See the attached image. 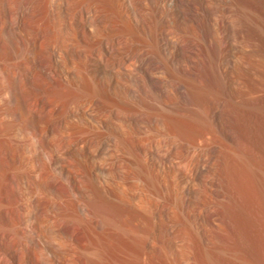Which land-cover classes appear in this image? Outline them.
<instances>
[{
  "label": "rangeland",
  "instance_id": "1",
  "mask_svg": "<svg viewBox=\"0 0 264 264\" xmlns=\"http://www.w3.org/2000/svg\"><path fill=\"white\" fill-rule=\"evenodd\" d=\"M189 2L193 10L199 12V16L198 13L194 16L197 17L195 21L200 23L194 24L199 25L197 29L193 27L195 36L201 34H198L201 26L206 25L207 29L214 27L208 33L213 35L207 34L208 46H223L226 40L219 30L220 24L221 20L230 17L222 9L223 0ZM166 11L161 0H0V243L12 247L20 257L25 255L27 236L31 233L34 237L32 254L33 257L37 256L34 260L42 259L39 257L42 245L50 258L48 264H56L53 261L54 253L67 250L68 243L67 240L62 241L64 244L58 240L53 223L62 222L61 235L67 239L68 232L72 231L78 218L76 211L72 210L73 199L69 197L72 178L78 177L83 188L94 193L96 188L92 177L95 162L105 154L108 158L114 144L125 145L123 147L131 159L128 168H135L137 172V176L133 175L127 186L135 188L144 184L151 205L138 212L129 201L128 193L122 191V197L112 196V188L107 190L110 204L124 221H134L139 229L150 232L152 245L157 243V228L164 221V218L162 220L155 216L153 211L161 210L166 205L173 206L174 196H179L184 186H189L185 195H188L190 204L195 203L194 200L202 204L200 215L213 241L233 244L237 230L243 225L250 234L254 231L252 221L246 219L245 222L234 211L223 209L212 200L207 185L212 176L211 170L199 175L195 173L206 143L199 135L209 126L214 132V142L222 144L225 152L228 150L226 155H230L228 159L233 160L229 163H236L231 159L226 139L213 128L211 121L200 120L201 123L199 119L187 116L163 115L154 106L147 107L155 99L164 98L160 95L166 97L173 82L168 76V81L164 78L160 82L163 83V91L150 95L152 97L144 93H138L139 96L131 94L130 88H137L140 92V85L148 82L145 71L136 64L137 54L142 50L155 51L169 72L184 71L182 69L186 60L175 43L169 40L171 45L167 52L163 51L161 44L164 38L182 43V39L192 32L185 27L197 21L182 19L174 13L175 9L169 11L168 17ZM141 12L147 13L149 17L144 15L145 29H139V23L136 22L141 18ZM162 15L166 16L163 19L167 18V21L163 22ZM158 26L164 28V33ZM170 50L178 58L174 64L169 56ZM178 73L181 75V72ZM112 85H116V91ZM157 116L162 117L160 119ZM101 118L106 121V126L98 127ZM163 125L179 134H167L163 131ZM241 127H245V132L252 129L256 133L258 145L264 146L260 138L264 134V125L253 122ZM91 138H95L96 143L89 146ZM199 141L204 143L199 146ZM104 143L106 150L102 149V153L99 151L94 156L91 150H100ZM170 151L174 154L170 155ZM107 158L106 163L111 162ZM240 163L243 162L240 160ZM179 170L182 171L180 175ZM236 177L248 198L257 201L259 196L253 181L250 178L248 180L243 170L236 173ZM190 211L194 212L192 206ZM193 212L187 213L191 217H183L182 227L179 226L171 235L175 242L172 257L163 251L166 249L163 247L159 261L180 264V261L188 259V264H206L197 229L193 228V223L190 225V221L194 220L192 218H196L195 212L192 216ZM82 225L77 233L81 242L86 238V225ZM143 236L148 237V234ZM152 245L149 249H152ZM85 259V264L105 262L98 257Z\"/></svg>",
  "mask_w": 264,
  "mask_h": 264
},
{
  "label": "bare ground",
  "instance_id": "2",
  "mask_svg": "<svg viewBox=\"0 0 264 264\" xmlns=\"http://www.w3.org/2000/svg\"><path fill=\"white\" fill-rule=\"evenodd\" d=\"M223 2V11H227L230 16L221 20L222 26L220 24L221 28L219 30L221 31L223 38L226 40V42L224 41L225 44L223 46L218 48H210L208 46V35H211L208 33H210L209 29L212 27L207 29L205 27L206 25L201 26L200 32L198 31V34L201 33V36H195L193 30L195 28L197 29V26L199 25L196 26L194 24H198L199 21L196 20L197 23L192 22V26L184 24L187 26L185 29H188L189 32L192 31V34L190 33L191 35H186V37L183 36L184 38L182 37V43L178 40V42H175V40L173 41L172 39L164 38V42L161 44L163 51L167 52L169 51L171 42L175 43V47L185 58L184 60H186V63L184 64V69H182L184 71H178L181 72V75L177 71L174 73L173 70L172 73L170 69L169 72L162 63L163 61L160 60L156 53H154L155 51L152 52L150 50H142V52L137 54L138 59L135 61L137 62V66L145 71L144 74L148 78V82L147 84L143 83L140 85V92H138L139 89L137 90V88L130 89L132 90L131 94L136 96L138 93H144L146 96L155 95L156 92L159 93L163 91V83L161 84L160 82L168 76L169 78H172L173 82L171 83L172 87H170L168 91L166 90L168 93L166 97L165 95L158 94L162 97L164 96V98L161 97L162 99H155V102L152 103L148 102L151 105H148L147 107L149 108L150 106H154L156 110L161 112L163 115H182L190 117L194 120L199 119L198 121H211L214 126L212 127L215 128L216 131L218 130L221 136H224L223 139H226V142L228 143L226 146H228L227 149L230 150L231 159L233 158L236 163H240L241 160V162H243L240 163L242 164V168L239 167V163L238 166H236V163H229L233 160H229L230 158L228 159V157H230V155H226L228 150L226 149L227 151L225 152L224 148L222 149L221 147L222 144L214 142V132H212L213 130L210 128L211 126L208 125L209 128L205 131H201L199 135L200 139L203 137L206 143L205 146L203 145L204 148L202 154L200 153L201 160L195 169V173L196 175H199L207 170H211L212 176H210L207 185L209 194L212 196V200L219 203L223 209H230L234 211L240 219H243L244 221L246 219L252 221L255 225L254 231L250 234L248 229L243 225L237 230L233 244L213 241L207 234L200 215L202 204L200 205L198 201L196 202V200H194L195 203L193 202L191 205L188 195H185V192L189 190V186H184V188L181 189L183 191H180L182 193L176 198L174 196V201L172 202L173 206L166 205L163 206L161 210L153 211L155 216H159L162 220L164 218V221L159 228H157L156 246L155 243L152 245L150 232H145L144 230L139 229L134 221H124L118 213L114 212L110 204L107 190L112 188V196L122 197V191L128 193L129 201L132 206L138 210V212H140L139 210L147 209L148 206L151 205L149 193L146 191L147 189L144 184L141 183L135 188L127 186L128 181L133 178L132 176H137V172L135 168H128V163L131 159L126 152L127 150L125 151L123 147L125 145L122 146L121 144H114V147L112 146V148H114L112 149L113 152L111 151L112 153L108 155V158L106 157L107 154H105L106 156L104 155L101 160L95 162V171L93 172L92 177V182L96 188L94 193H91L89 190L83 188L78 177L74 178L73 176L72 178V187L70 188L71 191L69 193V197H72L71 200L73 199L72 205H74L71 206L74 207V209L72 208V210L76 211L75 213L78 218L76 217L74 228L72 226V231L68 232L69 234L67 239L61 235L62 222L55 223L54 221L53 223L54 226L52 227L55 229L56 236H59L58 240H61L60 242L67 240L68 243V247H66L67 250H64V248V252L54 253L53 261L56 264H85V257L101 258L102 261H105L103 264H161L163 261H159V258L161 259L160 255H163V247L166 248L163 249V251L165 250L164 252L172 257L175 249H173V244L175 245V242L173 241L174 237L172 239L171 235L179 226H181V223L184 222V218L186 219L190 216H188L187 213H189L191 206L196 214V218L193 217V221L187 220L191 222H189L190 225L193 223V228L197 229V237H199L201 241V247L203 246L202 252L205 257L206 264H264V146L258 145L259 141L256 139V133L252 129L249 132H245L244 127L246 124L250 125L253 122L264 125V0H223ZM161 3L162 7L166 8L167 11L165 15L168 17L169 11L172 12L174 9L176 10L174 13L186 21H195L197 17L195 18L194 16H197V13L199 16V12H195L193 10V5L190 4L189 0H161ZM160 12H162V10H160ZM145 14L141 12V18H139L138 21L136 20V22L139 23V29H142V27L146 24L144 15L146 17L148 14ZM200 14L202 13L200 12ZM163 16L164 15H162V20L164 22L165 19H163ZM166 16H164V18ZM165 21H167V18ZM163 22L161 21V23ZM181 23H183V21ZM158 27L160 28V26ZM162 27H165V25ZM150 28L148 30H150ZM163 29L164 28L161 30L164 33ZM173 36L175 37V35ZM122 42L125 44V41L122 40ZM232 51H234L235 54H232ZM169 53L170 55H168L173 62L172 64H174V62H177L178 59L176 58L177 56H174L176 53H172L171 50ZM103 67L104 66H102V68ZM126 69H128V66ZM175 70H178V68ZM124 76L126 75L124 74ZM123 84L125 85L124 82ZM112 86H114L113 90L116 91V85ZM147 101H150V99ZM160 119L159 121L163 120ZM97 125H99L98 127L106 126V121L101 118L98 120ZM98 127L96 126V128ZM96 128L94 129L96 130ZM162 128L167 134L173 133L175 136L179 134L178 132L176 133L172 131V129L167 125H163ZM260 138L261 142H263L264 134H262ZM204 141H199L198 145L201 146ZM95 143V138H91L89 140V146H92ZM104 145L105 143L101 144L100 150H91L92 154L96 156L99 151L103 152L102 149L106 148ZM171 151L170 155L173 153ZM106 158L111 159V162L109 161V163H106ZM243 164L245 165V168L243 167ZM222 168L224 170H222ZM180 170L178 172L179 175L182 172ZM221 170L223 171L222 174L220 173L222 172ZM241 170H243L248 180L251 179L253 181V186L259 196L257 201L256 199L248 198L245 190L239 184L236 173L241 172ZM46 186L48 187V184ZM192 212L190 211V213ZM194 212L192 216L195 215ZM81 222H83V225L84 222L86 223V226L84 225L85 232L83 231L86 238L82 242L77 235L79 231L78 229L80 228V225H82ZM213 222L215 224L217 223L215 219ZM30 226L32 227V225ZM144 234H148V237H144ZM26 241L28 244L25 247L26 250L24 251L25 255L23 254V258L20 257L16 253L17 251L12 247L4 242H1L0 264H48L50 258L48 252H46L42 245V248H40L41 256H39L42 259L40 260L38 258L40 261L36 260L37 262L34 260L37 256L33 257L32 254V242H34V237L31 233H28ZM189 244L191 243L189 242ZM151 245L152 249H149ZM187 260H182L183 262L180 261V264H188L189 261ZM162 264H164V262Z\"/></svg>",
  "mask_w": 264,
  "mask_h": 264
}]
</instances>
